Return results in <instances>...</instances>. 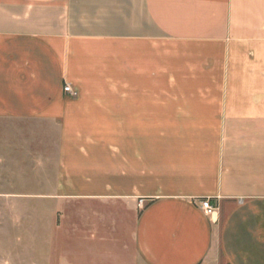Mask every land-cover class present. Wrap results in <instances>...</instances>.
I'll return each mask as SVG.
<instances>
[{
    "label": "crops",
    "instance_id": "obj_1",
    "mask_svg": "<svg viewBox=\"0 0 264 264\" xmlns=\"http://www.w3.org/2000/svg\"><path fill=\"white\" fill-rule=\"evenodd\" d=\"M20 168L144 264H264V0H0V198Z\"/></svg>",
    "mask_w": 264,
    "mask_h": 264
},
{
    "label": "rangeland",
    "instance_id": "obj_2",
    "mask_svg": "<svg viewBox=\"0 0 264 264\" xmlns=\"http://www.w3.org/2000/svg\"><path fill=\"white\" fill-rule=\"evenodd\" d=\"M24 169L30 182L17 180L15 195L0 198V264H144L133 240L136 216L114 202H60L55 168Z\"/></svg>",
    "mask_w": 264,
    "mask_h": 264
},
{
    "label": "built area",
    "instance_id": "obj_3",
    "mask_svg": "<svg viewBox=\"0 0 264 264\" xmlns=\"http://www.w3.org/2000/svg\"><path fill=\"white\" fill-rule=\"evenodd\" d=\"M64 89H65L66 92H69L71 94H75V92H73V90L71 89L70 85H66ZM201 208L203 210H205V212L207 214H212V213H214L217 210V207L212 204L210 199L202 200L201 201Z\"/></svg>",
    "mask_w": 264,
    "mask_h": 264
}]
</instances>
